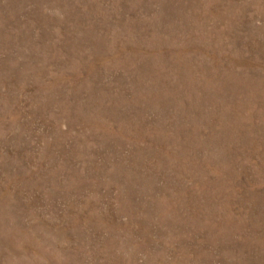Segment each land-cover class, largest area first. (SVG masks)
Returning a JSON list of instances; mask_svg holds the SVG:
<instances>
[{
	"label": "rangeland",
	"instance_id": "374dc122",
	"mask_svg": "<svg viewBox=\"0 0 264 264\" xmlns=\"http://www.w3.org/2000/svg\"><path fill=\"white\" fill-rule=\"evenodd\" d=\"M0 264H264V0H0Z\"/></svg>",
	"mask_w": 264,
	"mask_h": 264
}]
</instances>
